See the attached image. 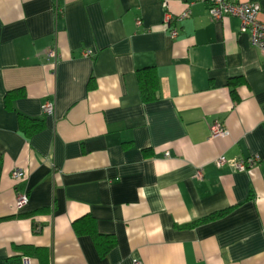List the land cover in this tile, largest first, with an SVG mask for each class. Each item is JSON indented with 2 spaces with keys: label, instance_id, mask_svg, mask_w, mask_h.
Listing matches in <instances>:
<instances>
[{
  "label": "crops",
  "instance_id": "1",
  "mask_svg": "<svg viewBox=\"0 0 264 264\" xmlns=\"http://www.w3.org/2000/svg\"><path fill=\"white\" fill-rule=\"evenodd\" d=\"M237 1L257 3L264 22V0ZM208 4L0 0V264H264V54ZM145 67L158 79L151 101ZM20 114L43 128L28 135ZM213 120L225 136H211ZM15 190L28 196L20 210ZM82 217L113 238L104 254L75 232Z\"/></svg>",
  "mask_w": 264,
  "mask_h": 264
},
{
  "label": "built area",
  "instance_id": "2",
  "mask_svg": "<svg viewBox=\"0 0 264 264\" xmlns=\"http://www.w3.org/2000/svg\"><path fill=\"white\" fill-rule=\"evenodd\" d=\"M260 7L257 3L242 2L237 0H209L208 14L212 20H220L226 16H235L239 19V31L246 33L249 36L251 44L258 48L259 51L264 54V22L258 18ZM189 11H184L178 16V19H183L188 15ZM171 19L170 14H165V22ZM136 25L141 24V20L135 21ZM167 32L171 38H175L178 34L176 28L169 27ZM85 56L89 55V51H84ZM45 55L47 58H51L53 61L57 59V51L55 47L47 49ZM43 114H51L53 112V103L45 102L41 106ZM209 130L211 136H225L227 134L226 129L223 127L219 120H213L209 124ZM258 161L257 156H249L241 158L236 162V168L239 171H244L251 167L255 162ZM215 163L218 167L223 166L227 163V160L223 156H219ZM23 171L21 168H13L11 170V177L16 181L23 178ZM197 177H201L200 170H197ZM28 202V196L25 192L15 190V206L18 210L23 208ZM25 264V263H23ZM133 264H140L138 260H133Z\"/></svg>",
  "mask_w": 264,
  "mask_h": 264
},
{
  "label": "trees",
  "instance_id": "3",
  "mask_svg": "<svg viewBox=\"0 0 264 264\" xmlns=\"http://www.w3.org/2000/svg\"><path fill=\"white\" fill-rule=\"evenodd\" d=\"M139 90L141 97L144 101H151L157 98L158 90V79L156 72L153 67H145L137 70L136 73ZM238 81H241L238 79ZM90 86V85H89ZM233 92V91H232ZM23 95L22 89H15L8 91L4 97L5 107L7 109H13V101L17 97ZM44 121L42 118H30L28 116L19 115V127L24 130L28 135L39 131L43 128ZM228 209L219 210L203 216L190 224L188 226H193L223 215ZM73 228L77 233H87L90 234L96 242L97 248L101 254H104L112 245L113 238L108 235L99 234L96 231L94 220L90 217H82L73 222Z\"/></svg>",
  "mask_w": 264,
  "mask_h": 264
}]
</instances>
